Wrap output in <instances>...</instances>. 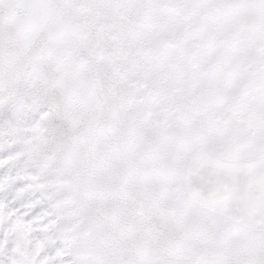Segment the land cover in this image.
<instances>
[{"label": "snow or ice", "instance_id": "6c2138e0", "mask_svg": "<svg viewBox=\"0 0 264 264\" xmlns=\"http://www.w3.org/2000/svg\"><path fill=\"white\" fill-rule=\"evenodd\" d=\"M0 264H264V0H0Z\"/></svg>", "mask_w": 264, "mask_h": 264}]
</instances>
